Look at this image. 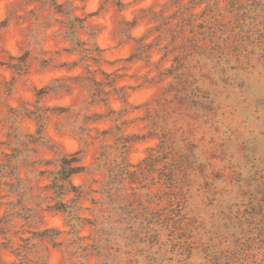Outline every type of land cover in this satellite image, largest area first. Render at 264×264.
<instances>
[{
	"label": "rangeland",
	"instance_id": "374dc122",
	"mask_svg": "<svg viewBox=\"0 0 264 264\" xmlns=\"http://www.w3.org/2000/svg\"><path fill=\"white\" fill-rule=\"evenodd\" d=\"M0 264H264V0H0Z\"/></svg>",
	"mask_w": 264,
	"mask_h": 264
},
{
	"label": "trees",
	"instance_id": "16d2710c",
	"mask_svg": "<svg viewBox=\"0 0 264 264\" xmlns=\"http://www.w3.org/2000/svg\"><path fill=\"white\" fill-rule=\"evenodd\" d=\"M79 170H80V166H74L70 171H68V173H67V175H66L67 179L69 180L70 177H71L74 173L78 172Z\"/></svg>",
	"mask_w": 264,
	"mask_h": 264
}]
</instances>
